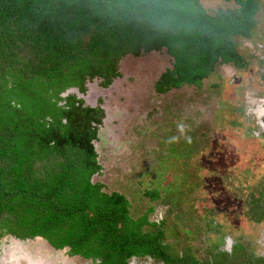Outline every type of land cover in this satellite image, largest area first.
Listing matches in <instances>:
<instances>
[{
	"label": "trees",
	"instance_id": "1",
	"mask_svg": "<svg viewBox=\"0 0 264 264\" xmlns=\"http://www.w3.org/2000/svg\"><path fill=\"white\" fill-rule=\"evenodd\" d=\"M232 1L208 14L199 0H0V238L40 237L95 264L157 255L161 232L90 182L102 109L60 95L92 78L106 88L123 57L162 49L159 95L237 65L234 37L252 39L256 0Z\"/></svg>",
	"mask_w": 264,
	"mask_h": 264
},
{
	"label": "rangeland",
	"instance_id": "2",
	"mask_svg": "<svg viewBox=\"0 0 264 264\" xmlns=\"http://www.w3.org/2000/svg\"><path fill=\"white\" fill-rule=\"evenodd\" d=\"M199 2L208 14L218 8H236L222 0ZM257 2L256 13L263 26L264 0ZM238 41V51L249 55L250 66L236 70L233 65L230 69L229 64L217 63L198 86L182 85L156 94L153 84L171 65L162 49L123 57L118 65L120 77L106 88L100 79L92 78L85 82L82 93L68 89L60 95L73 94L84 104L102 109L93 141L103 169L99 178L108 192L118 191L128 198L131 216L136 218L148 206L157 205L158 201L145 197L147 188L158 187L160 207L171 206L178 194L192 201L182 205L195 211L193 214L181 212L178 204L180 213L176 215L178 209L170 207L163 229L173 250L192 255L198 264L214 260L218 264H261L256 258L264 255V135L246 116L245 106L247 91L250 96L264 97V80L258 71L261 63L241 47L243 40ZM152 173H159L160 179ZM136 179H141V186ZM145 179L150 180L148 184ZM143 229L155 231L152 226ZM221 239L217 253L213 247ZM41 241L2 236L0 264H40L36 257L51 264H95L79 255L55 251Z\"/></svg>",
	"mask_w": 264,
	"mask_h": 264
},
{
	"label": "flooded vegetation",
	"instance_id": "3",
	"mask_svg": "<svg viewBox=\"0 0 264 264\" xmlns=\"http://www.w3.org/2000/svg\"><path fill=\"white\" fill-rule=\"evenodd\" d=\"M222 1L223 2H227V3L230 2L231 4L234 5V3H233L232 0H230V1L229 0H222ZM257 1L258 0L255 1L256 2V12H257V6H258V2ZM218 9H222V8H218ZM230 9H234V8H230ZM262 10L264 11V8H262ZM262 10L260 9V13H261ZM258 16H259V13L258 14L256 13V15L254 16V19L257 21V24H256V26L254 25L255 26V27H253V31L254 32L251 33L250 38H252L253 40L254 39H257V40H260V41H263L264 42V25L261 26V24H259ZM236 38H238V37L237 36L234 37V40ZM252 39H250V40H252ZM238 40H241L242 41L243 39H239L238 38L235 41V43L237 45H239L238 44V42H239ZM236 52H237V55H238V59L236 61V64L237 65H234L233 63H226V64L221 63V64H223V65L229 64V66L230 65H233L234 68H236V70L237 69H242L243 67L247 68V66H250L249 63H247V62H249V60H248L249 55L246 54V56H243L242 54L245 53L244 51H243V53L242 52H239L238 50ZM232 68L233 67L230 66V69H232ZM256 70H257V68H256ZM258 71L262 72L259 76L264 80V65L262 63L258 66ZM240 85L241 84H239V88H240ZM251 93H253V92L251 91ZM253 94H255V93H253ZM246 95H247L246 96L247 97V100H245V102H246L245 103V106L247 107V110H248V113H247L246 116H250L252 118V120L254 122L255 129L258 130V131H260V133H262L264 135V97H254L252 94L250 96L248 91H247ZM205 123H206V121L202 122L201 125L199 124V126L197 128H200ZM253 134H255V131L253 132ZM176 135H178V133ZM182 139H184V140H182V143H185L184 142L185 141V138L183 137ZM190 140H192L191 137H189V139L187 140L186 143L189 144V141ZM91 143H92L93 148H94V150H95V152L97 154V158H96L97 159V163L101 166V163L98 162L99 155L100 154L98 152V148H96V144L95 143H97V142H95V143L94 142H91ZM192 145H194V142H193ZM189 147L190 146L188 145V147H187L186 150H189ZM186 150L184 149V152L185 153H186ZM197 151L198 150L196 148V152ZM173 158H174V156L172 157V159ZM116 170L119 172L118 168H116ZM102 173H103V169H101V168L99 169V171L92 173L91 174V177H90V182L91 183H99V184H102L103 187H104V190L107 191L106 190L105 183H103L100 180V178H99V177L102 176ZM152 174L158 177L157 181L160 179L159 178V176H160L159 173H152ZM94 177L97 180L96 182H94L92 180V178H94ZM144 181H145V183L148 184V181H150V180L145 179ZM135 182H136V185H138V186H141L142 185L141 179H136ZM106 185H107V187H109V184L108 183ZM111 192L120 193L118 191H111ZM144 193H145V197H147L149 200L152 199V202H155V201H158V202H157V205L154 206V207L153 206H148V208L145 210V212H143L140 216H138L136 218L142 219V217L146 216V220L149 222V224H151V223L152 224L153 223L155 224L152 227L156 231L161 232V234H162V241H161L162 248H160L157 251V255L156 256H155V253L152 254V255H146V256H131V257H129L125 261V263L126 264H137L136 262L138 260L144 259L146 261V263H144V264H152V263H154V264H198V261H196L192 255L186 254V252H183V250H180L178 248L176 250H173V248H172V245L173 244L169 243L170 242L169 239L164 238L165 236H164V229H163L164 227L166 228V223L167 222H166L165 219H166V217H167V215H168V213L170 211V207L171 208H177L178 209V211L176 212V215H178L180 213V210H179L180 208H181V212H183V213H184V211H187L188 213H190V214L192 213L193 214V213H195V211H193V210L191 211L187 207H185V209L183 208V205L184 204L191 205L190 203H192V201H189L186 198H181V196H179V194H178V197H176V198L173 197L172 198V200H171V206L160 207L159 204L161 202V195L159 194L160 193V190L158 189V187H157V189L156 188H152V189L147 188V190H145ZM155 194L157 196H155ZM126 200L128 201L129 207H130L131 204H130V201L128 200L127 197H126ZM182 202H183V205H182ZM178 204L181 205L180 208L178 207ZM159 208H161V210H159ZM151 219L153 221H151ZM149 224L147 226H150ZM222 240L223 239H221V241L219 242V245L215 244V246L213 247V250L216 251L217 253L221 251V248L220 247H221V244H223V241ZM15 241H16L15 243H18L19 242L17 240H15ZM40 242H42V241H40ZM44 242H46V241H44ZM55 250H61V252H67L66 255L69 256L68 249L66 247H64L62 249H55ZM43 253H45V251H43ZM258 257H260V258H258ZM80 258H82V257H80ZM35 259L41 260L39 257H36ZM82 259H84V258H82ZM256 259L261 260V264H264V255L257 256ZM46 262H49V261H46ZM216 262H217L216 260H214V263H211L209 261V263H207V264H218ZM222 264H224V263H222Z\"/></svg>",
	"mask_w": 264,
	"mask_h": 264
},
{
	"label": "built area",
	"instance_id": "4",
	"mask_svg": "<svg viewBox=\"0 0 264 264\" xmlns=\"http://www.w3.org/2000/svg\"><path fill=\"white\" fill-rule=\"evenodd\" d=\"M241 47L246 49L249 54L258 59L260 63L264 65V42L263 41H251L243 40Z\"/></svg>",
	"mask_w": 264,
	"mask_h": 264
},
{
	"label": "bare ground",
	"instance_id": "5",
	"mask_svg": "<svg viewBox=\"0 0 264 264\" xmlns=\"http://www.w3.org/2000/svg\"><path fill=\"white\" fill-rule=\"evenodd\" d=\"M37 260V259H35ZM38 263L40 264H51L50 262H46V260L42 259V260H37Z\"/></svg>",
	"mask_w": 264,
	"mask_h": 264
},
{
	"label": "water",
	"instance_id": "6",
	"mask_svg": "<svg viewBox=\"0 0 264 264\" xmlns=\"http://www.w3.org/2000/svg\"><path fill=\"white\" fill-rule=\"evenodd\" d=\"M35 240L37 241V242H40L41 240H43L42 238H40V237H35ZM45 241V240H44ZM20 242V241H19ZM45 244H47V242H45ZM48 245V244H47ZM49 246V245H48ZM51 247V246H50ZM53 249V248H52ZM55 250V249H54ZM55 251H58V250H55ZM59 251H61V250H59ZM62 261V260H61Z\"/></svg>",
	"mask_w": 264,
	"mask_h": 264
},
{
	"label": "clouds",
	"instance_id": "7",
	"mask_svg": "<svg viewBox=\"0 0 264 264\" xmlns=\"http://www.w3.org/2000/svg\"><path fill=\"white\" fill-rule=\"evenodd\" d=\"M246 40H250V39H246ZM252 41V40H251Z\"/></svg>",
	"mask_w": 264,
	"mask_h": 264
}]
</instances>
